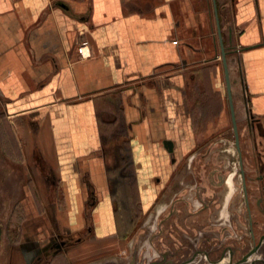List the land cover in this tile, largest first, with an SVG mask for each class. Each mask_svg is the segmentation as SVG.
Masks as SVG:
<instances>
[{"label": "crops", "instance_id": "1", "mask_svg": "<svg viewBox=\"0 0 264 264\" xmlns=\"http://www.w3.org/2000/svg\"><path fill=\"white\" fill-rule=\"evenodd\" d=\"M215 1L236 121L244 103L264 132V0ZM208 37L225 77L214 0H0V193L22 214L16 264H35L59 234L74 244L46 264H102L127 251L107 171L119 164L106 150L118 144L141 168L149 207L145 163L167 151L170 122L182 152L196 144L188 105L170 118L158 102L185 95L186 71L209 62L188 59ZM85 40L88 58L78 51ZM5 225L6 235L16 227Z\"/></svg>", "mask_w": 264, "mask_h": 264}, {"label": "flooded vegetation", "instance_id": "2", "mask_svg": "<svg viewBox=\"0 0 264 264\" xmlns=\"http://www.w3.org/2000/svg\"><path fill=\"white\" fill-rule=\"evenodd\" d=\"M246 119L253 140L249 144L238 121L237 140L232 120L238 173L229 164H218L216 155L206 158L213 147L205 146V141L189 152L202 156L193 159L177 157L173 141L171 162L178 165L175 187L164 185L153 205L144 207L151 216L146 228L141 227L140 238L132 237L127 251L102 264H264V132L258 117L248 112ZM203 146L205 150L197 152ZM175 175L170 174L172 180ZM159 183H164L162 178ZM3 231L0 227V239ZM82 239L79 236L75 242ZM71 240L59 234L35 264H46L65 252L74 244Z\"/></svg>", "mask_w": 264, "mask_h": 264}, {"label": "rangeland", "instance_id": "3", "mask_svg": "<svg viewBox=\"0 0 264 264\" xmlns=\"http://www.w3.org/2000/svg\"><path fill=\"white\" fill-rule=\"evenodd\" d=\"M211 30L212 25H209L208 23L204 34L206 33L207 35H209V33H211ZM204 44L205 51L200 55H190L188 61L202 59L209 60V62L207 61L201 67V69L196 70V68H194L186 71V78L188 77L189 79H187L185 82V95L182 94V90L175 92V96L173 94H170V96L168 97V106L166 107H162L161 104L165 105V103L161 102L160 97L155 98H158V100H160L158 102L159 107L161 106L160 109L162 108L167 113H170V118H173V114L177 113L178 110L180 113L183 112V104L188 105L191 114L186 113V116L190 117L192 123V128H189L188 131L190 132L189 135L191 137H194V141L196 143L194 148L200 143L206 142L205 146L211 145L213 147V150L210 153L208 152V150L206 151V153L208 154L206 158H212L214 155H216L218 164H221L222 162L223 164H229L232 171L238 173V153L236 151L234 139L232 137V121L222 61L221 58L219 60L212 61V58L214 56V49L211 46L209 37L205 39ZM193 72L195 74H193ZM193 75L196 79H192ZM242 105L243 107L241 108V111L239 109L238 116L240 120V126L241 128H243L242 132L245 133L246 143L249 144L253 140L246 130V118L248 116V112H250L252 115L254 114L252 113L251 109L247 111L244 103H242ZM178 128L179 126H175V122H170L168 135L174 138L172 139L169 137V139H172L177 145L176 156L179 157L182 154L185 158H195L199 155L198 153H196V151L189 154L190 151L193 152L194 148H189L185 152H182V141H180L181 133H179ZM258 140L260 141L261 139ZM205 146L197 150V152L205 150ZM114 149L115 150L107 149L106 154L112 160H116L119 165H114L116 164V162H113L111 165H108L107 171L110 175H112V194L113 196L116 195L117 197L116 200L118 210H116L115 216L118 221L119 231L125 237H129L127 238L129 240H131L132 237L140 238V235L143 233L141 231V227L146 228L149 222L148 215H150L148 213H145L143 198L141 197V192L138 188L137 173H140L142 171L141 168L137 167L136 165H129L128 154L126 153L125 149H120V146H118V144ZM131 152L133 153V151ZM171 153L172 152L167 149V151H163L161 153V156L159 155V158H161L157 160V162L154 159L152 165L151 163H147V165L145 163V171L149 176L151 175L152 180H150V182L153 185L154 189L150 206L153 205L156 200V196L160 194V191H162L164 185H168L171 189L173 187L172 185L175 184H173L172 182L177 181L178 179V165L177 163L173 164L171 162ZM147 154H151V150H148ZM131 156L134 157L133 155ZM199 157H202L201 154L199 155ZM248 157L252 158L251 150H249ZM252 169L255 168H253L252 166ZM172 173L176 174L173 180V177H170V174ZM1 175L2 168L0 166V179ZM156 177L162 178L164 183L157 184V182L155 181ZM133 178H135V181ZM119 180H122V182H119ZM16 200L17 199H14L12 203H9V200L5 197H2V194L0 193V227L4 230L3 238L0 239V264H7L8 261L9 264H16V259L18 257L17 254L19 231L17 230V225L21 222L22 214L11 213V211L17 210ZM3 203H7L9 206L1 209ZM158 214L159 218V216L161 215L160 211H158ZM8 222H13L16 227H13L11 231H8V235H6L5 224ZM122 248L125 249L126 246Z\"/></svg>", "mask_w": 264, "mask_h": 264}, {"label": "water", "instance_id": "4", "mask_svg": "<svg viewBox=\"0 0 264 264\" xmlns=\"http://www.w3.org/2000/svg\"><path fill=\"white\" fill-rule=\"evenodd\" d=\"M214 3H215L216 15H217L218 34H219V39H220V44H221V49H222V57H223L225 77H226V82H227V90H228V95H229V100H230V105H231V111H232V117H233V125H234V129L236 131V137H237V140H238L239 136H238V130H237V121H236L234 103H233L232 82H231L230 70H229L228 60H227L228 51L226 50V47H225V44H224L223 33H222L221 25H220V22H219L217 3H216L215 0H214ZM166 143H167V146H168L169 150L172 151L173 150V141L169 140V141H166Z\"/></svg>", "mask_w": 264, "mask_h": 264}, {"label": "built area", "instance_id": "5", "mask_svg": "<svg viewBox=\"0 0 264 264\" xmlns=\"http://www.w3.org/2000/svg\"><path fill=\"white\" fill-rule=\"evenodd\" d=\"M78 51L83 58L90 57L92 52H91L89 41L87 40L82 41V43L80 44L78 48Z\"/></svg>", "mask_w": 264, "mask_h": 264}]
</instances>
